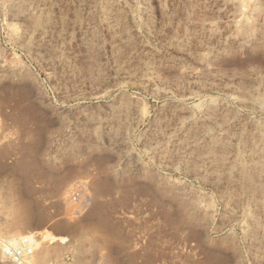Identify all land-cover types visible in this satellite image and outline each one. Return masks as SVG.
I'll list each match as a JSON object with an SVG mask.
<instances>
[{
  "label": "rangeland",
  "instance_id": "obj_1",
  "mask_svg": "<svg viewBox=\"0 0 264 264\" xmlns=\"http://www.w3.org/2000/svg\"><path fill=\"white\" fill-rule=\"evenodd\" d=\"M25 236L32 264H264V0H0Z\"/></svg>",
  "mask_w": 264,
  "mask_h": 264
},
{
  "label": "built area",
  "instance_id": "obj_2",
  "mask_svg": "<svg viewBox=\"0 0 264 264\" xmlns=\"http://www.w3.org/2000/svg\"><path fill=\"white\" fill-rule=\"evenodd\" d=\"M34 238L21 237L15 241H2L1 255L9 264H32Z\"/></svg>",
  "mask_w": 264,
  "mask_h": 264
},
{
  "label": "bare ground",
  "instance_id": "obj_3",
  "mask_svg": "<svg viewBox=\"0 0 264 264\" xmlns=\"http://www.w3.org/2000/svg\"><path fill=\"white\" fill-rule=\"evenodd\" d=\"M29 237H31V236H29ZM48 237V236H47ZM32 238V237H31ZM34 243H35V240H34ZM34 245V244H33Z\"/></svg>",
  "mask_w": 264,
  "mask_h": 264
}]
</instances>
